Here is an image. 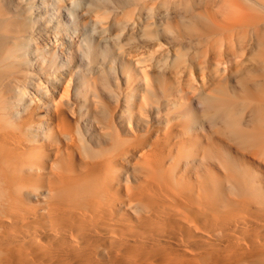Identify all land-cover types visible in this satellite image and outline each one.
Instances as JSON below:
<instances>
[{
  "label": "bare ground",
  "instance_id": "bare-ground-1",
  "mask_svg": "<svg viewBox=\"0 0 264 264\" xmlns=\"http://www.w3.org/2000/svg\"><path fill=\"white\" fill-rule=\"evenodd\" d=\"M125 1L0 0V264H264V0Z\"/></svg>",
  "mask_w": 264,
  "mask_h": 264
},
{
  "label": "rangeland",
  "instance_id": "rangeland-1",
  "mask_svg": "<svg viewBox=\"0 0 264 264\" xmlns=\"http://www.w3.org/2000/svg\"><path fill=\"white\" fill-rule=\"evenodd\" d=\"M160 4V2L158 0H153V4L151 6L153 7H158ZM125 5H128V6H125ZM124 10H123V7L120 8V10L118 12H116L119 16L121 15L122 13V10L123 12L126 11V12H135L136 16H147L148 14V11L141 7V4L140 3H135L134 0H129V1H125L124 3ZM216 9V8H215ZM63 15H65V13H62V18L61 20L65 21L66 20L64 19ZM111 15V14H110ZM43 19H46L45 22H42L43 25H46L47 27H51L53 26L54 24L52 22L49 21L48 16H42ZM87 17L90 19L91 23H98V24H102V25H106V18H111V16H107L106 17V4H99V7H97L95 9L94 12H91L89 14H87ZM109 18V19H110ZM101 22V23H100ZM41 30L42 28H30L28 29V34H32V33H35L36 30ZM68 30H71L72 28H67ZM36 34V33H35ZM103 37L106 38V31L103 33ZM146 40H141L139 41L138 45L133 47V55L135 56H139V57H146L148 55L149 52H151V47H150V42L148 41L145 42ZM37 68V66H35ZM36 70V69H35ZM112 80V78H110ZM41 82H42V79H41Z\"/></svg>",
  "mask_w": 264,
  "mask_h": 264
}]
</instances>
